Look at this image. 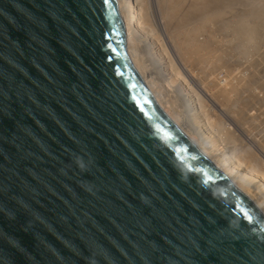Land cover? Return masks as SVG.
<instances>
[{
	"label": "water",
	"instance_id": "95a60500",
	"mask_svg": "<svg viewBox=\"0 0 264 264\" xmlns=\"http://www.w3.org/2000/svg\"><path fill=\"white\" fill-rule=\"evenodd\" d=\"M126 44L116 0H0V264H264Z\"/></svg>",
	"mask_w": 264,
	"mask_h": 264
},
{
	"label": "bare ground",
	"instance_id": "6f19581e",
	"mask_svg": "<svg viewBox=\"0 0 264 264\" xmlns=\"http://www.w3.org/2000/svg\"><path fill=\"white\" fill-rule=\"evenodd\" d=\"M116 1L127 53L161 110L264 215V0H159V15L152 0Z\"/></svg>",
	"mask_w": 264,
	"mask_h": 264
},
{
	"label": "rangeland",
	"instance_id": "374dc122",
	"mask_svg": "<svg viewBox=\"0 0 264 264\" xmlns=\"http://www.w3.org/2000/svg\"><path fill=\"white\" fill-rule=\"evenodd\" d=\"M158 2V3H157ZM151 4V7H153V14H158L159 15V13L160 14H163L162 13V11L164 10V8H163V5L162 4H160V2H159V0L157 1V0H152V2L150 3ZM237 4H239V3H237ZM236 4V6H234V9H236L237 11H239L240 12V10L242 9V7L241 6H239V5H237ZM158 5H159V7H158ZM179 6H180V4H179ZM156 7V8H155ZM161 7H162V9H161ZM244 7H246V6H244ZM154 8L156 9V10H154ZM158 8V9H157ZM160 8V9H159ZM183 11L184 10H182V8H181V10L179 9V13H183ZM157 12V13H156ZM150 15L152 16V14H151V12H150ZM157 15V16H158ZM159 19V18H158ZM158 24V23H157ZM155 28V27H154ZM262 65V64H261ZM263 67H264V65H262ZM262 66L260 67V65L257 67V70H258V68L260 69V71L258 72H256L257 74H259V76H261L262 78H263V75H261V74H263L264 72L262 71V70H264L263 68H262ZM262 68V69H261ZM263 73H262V72ZM245 104H247V103H245ZM244 105V104H243ZM248 105L249 104H247L246 106L248 107ZM246 106H243L242 108H240L241 109V113H240V110H239V113H238V111H237V113H238V115L239 114H242V111H243V114L242 115H239V116H241V118L238 116V117H236V118H238V119H236L235 121H236V123L238 124V123H241V122H239L240 121V119L242 120V121H245L246 119L249 121L250 119H252L254 116H253V114H255V113H253V111H255V109L254 108H252V106L251 105H249L250 107L249 108H247ZM247 108V110L248 111H250V112H248V113H246L247 111L245 110ZM250 109V110H249ZM254 109V110H253ZM238 110V109H237ZM252 112V113H251ZM251 113V114H250ZM246 114V115H245ZM252 115V116H251ZM236 116H237V114H236ZM242 116H244V118H245V120H244V118L242 117ZM249 116V117H248ZM247 117V118H246ZM240 118V119H239ZM249 118V119H248ZM237 120H239V121H237ZM262 131H259V133H261ZM237 133V132H236ZM235 133V134H236ZM239 134V133H238ZM237 134V136H236V139H240L238 142L240 143V141H241V143H242V146L243 147H245L246 149H247V147H248V145L250 144L248 141H246V140H244L243 139V137H242V139H241V136H239ZM238 136L240 137V138H238ZM263 139V138H262ZM245 141V142H244ZM245 143V144H244ZM246 143H248V144H246ZM245 145H247V146H245ZM254 146H255V144H254ZM252 147V145L250 146L249 145V148H248V150L250 149V150H252V148L253 149H255L256 150V148L255 147ZM259 155V154H258ZM259 159H260V161H261V157L259 156Z\"/></svg>",
	"mask_w": 264,
	"mask_h": 264
},
{
	"label": "snow or ice",
	"instance_id": "6c2138e0",
	"mask_svg": "<svg viewBox=\"0 0 264 264\" xmlns=\"http://www.w3.org/2000/svg\"><path fill=\"white\" fill-rule=\"evenodd\" d=\"M242 215H243V216H247V212H243V211H242Z\"/></svg>",
	"mask_w": 264,
	"mask_h": 264
}]
</instances>
